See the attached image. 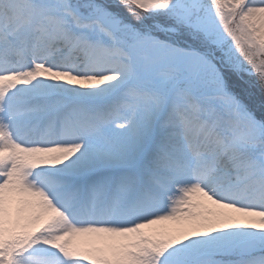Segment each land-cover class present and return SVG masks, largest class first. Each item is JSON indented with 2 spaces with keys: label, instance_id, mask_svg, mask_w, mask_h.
Masks as SVG:
<instances>
[{
  "label": "snow or ice",
  "instance_id": "obj_1",
  "mask_svg": "<svg viewBox=\"0 0 264 264\" xmlns=\"http://www.w3.org/2000/svg\"><path fill=\"white\" fill-rule=\"evenodd\" d=\"M0 264H264V0H0Z\"/></svg>",
  "mask_w": 264,
  "mask_h": 264
}]
</instances>
